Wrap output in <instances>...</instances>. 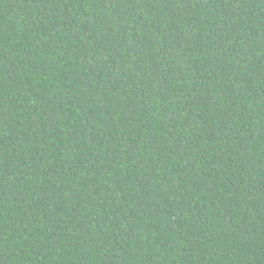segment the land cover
<instances>
[{"label":"trees","instance_id":"16d2710c","mask_svg":"<svg viewBox=\"0 0 264 264\" xmlns=\"http://www.w3.org/2000/svg\"><path fill=\"white\" fill-rule=\"evenodd\" d=\"M0 264H264V0H0Z\"/></svg>","mask_w":264,"mask_h":264}]
</instances>
